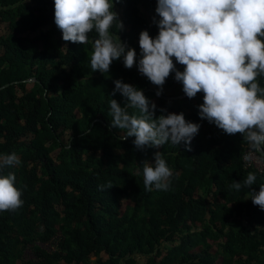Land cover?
<instances>
[{
    "label": "trees",
    "instance_id": "16d2710c",
    "mask_svg": "<svg viewBox=\"0 0 264 264\" xmlns=\"http://www.w3.org/2000/svg\"><path fill=\"white\" fill-rule=\"evenodd\" d=\"M156 7L114 3L123 28L114 23L110 33L135 49L137 63L128 69L121 57L102 74L90 64L98 34L63 41L54 0H0V155L21 161L0 175L15 174L23 201L0 212V264H264V210L248 188L231 187L249 172L256 192L264 185V167H245L248 142L201 120L203 94L189 99L175 72L157 86L138 70L140 33L158 35ZM257 79L264 88V75ZM115 80L142 90L157 117L183 113L199 124L192 150L168 142L140 151L123 140L110 127L111 98L125 103L111 96ZM157 151L173 172L168 191L144 186L143 161L154 163ZM52 242L53 251L38 245ZM26 247L35 260L22 261Z\"/></svg>",
    "mask_w": 264,
    "mask_h": 264
},
{
    "label": "clouds",
    "instance_id": "9594fccd",
    "mask_svg": "<svg viewBox=\"0 0 264 264\" xmlns=\"http://www.w3.org/2000/svg\"><path fill=\"white\" fill-rule=\"evenodd\" d=\"M120 0H54V23L65 42L85 44L93 30L98 38L90 64L93 72L108 73L113 61L123 57L124 66L131 69L137 63L135 49L121 43L110 33L116 23L123 28L114 3ZM154 19L158 35L152 38L147 30L139 35V72L157 86L175 72L189 99L203 94L198 106L199 117L214 124L227 135L241 134L251 151L262 156L264 150V88L258 77L264 75V0H157ZM175 60V63H174ZM182 65L179 71L176 65ZM111 96L119 92L124 106L110 101L111 128L125 131L123 140L134 138L137 150L161 148L165 143L185 145L191 142L200 125L186 121L184 114L156 116L155 104H150L142 90L115 80ZM157 95H160L157 92ZM138 109L140 116L129 113ZM163 109L161 112L163 113ZM153 162L143 161L145 189L168 191L173 172L162 153L153 154ZM21 163L15 153L0 155V171ZM255 173L234 182L232 188L249 189L247 195L255 206L264 210V185L256 192ZM16 176L0 175V212L16 211L23 201L22 191L15 186Z\"/></svg>",
    "mask_w": 264,
    "mask_h": 264
},
{
    "label": "rangeland",
    "instance_id": "374dc122",
    "mask_svg": "<svg viewBox=\"0 0 264 264\" xmlns=\"http://www.w3.org/2000/svg\"><path fill=\"white\" fill-rule=\"evenodd\" d=\"M250 151H248L249 153ZM247 153V155H248ZM246 155V156H247ZM246 162L248 164L253 165L254 167H256L257 169H259L260 171L263 169L264 167V163L263 161L259 158V156L253 152L252 154V158L251 160H246ZM41 248L47 250V251H53L55 248L54 242L52 243H48V244H38ZM31 260H35V254L32 250L31 247H26L25 249H23L22 251V261L26 262V261H31Z\"/></svg>",
    "mask_w": 264,
    "mask_h": 264
},
{
    "label": "built area",
    "instance_id": "2783aa9c",
    "mask_svg": "<svg viewBox=\"0 0 264 264\" xmlns=\"http://www.w3.org/2000/svg\"><path fill=\"white\" fill-rule=\"evenodd\" d=\"M248 153V152H247ZM247 155V154H246ZM245 155V156H246ZM244 160H245V167L246 168H251V167H253L254 168V166L253 165H251V164H248L247 162H246V159L244 158ZM256 168V167H255Z\"/></svg>",
    "mask_w": 264,
    "mask_h": 264
},
{
    "label": "water",
    "instance_id": "95a60500",
    "mask_svg": "<svg viewBox=\"0 0 264 264\" xmlns=\"http://www.w3.org/2000/svg\"><path fill=\"white\" fill-rule=\"evenodd\" d=\"M185 95H186V94H185ZM174 98H176V99L179 98V99H180L181 97H174ZM262 153H263V152H262Z\"/></svg>",
    "mask_w": 264,
    "mask_h": 264
}]
</instances>
